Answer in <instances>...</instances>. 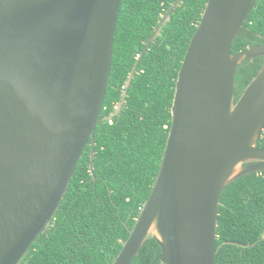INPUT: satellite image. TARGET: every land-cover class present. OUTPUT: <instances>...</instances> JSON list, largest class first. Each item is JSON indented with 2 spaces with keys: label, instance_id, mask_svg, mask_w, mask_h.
Returning <instances> with one entry per match:
<instances>
[{
  "label": "water",
  "instance_id": "1",
  "mask_svg": "<svg viewBox=\"0 0 264 264\" xmlns=\"http://www.w3.org/2000/svg\"><path fill=\"white\" fill-rule=\"evenodd\" d=\"M257 1H207L178 72L159 171L112 264H130L150 239L163 264H215L222 190L264 171V63L235 93L238 66L264 57V44L232 52ZM122 2L0 0V264H21L49 229L90 140L94 173Z\"/></svg>",
  "mask_w": 264,
  "mask_h": 264
},
{
  "label": "trees",
  "instance_id": "2",
  "mask_svg": "<svg viewBox=\"0 0 264 264\" xmlns=\"http://www.w3.org/2000/svg\"><path fill=\"white\" fill-rule=\"evenodd\" d=\"M175 0H123L110 84L91 140L49 229L21 264H112L149 197L169 130L178 72L208 0H183L145 49ZM264 44V0L237 33L232 52ZM136 72L124 103L123 89ZM264 57L237 68L235 93L259 73ZM238 98H235V102ZM264 149V134L258 143ZM215 264H264V171L227 184L220 195ZM148 240L130 264H163Z\"/></svg>",
  "mask_w": 264,
  "mask_h": 264
}]
</instances>
